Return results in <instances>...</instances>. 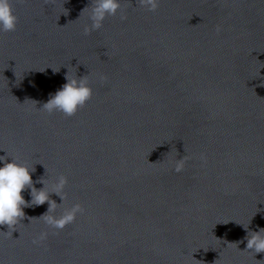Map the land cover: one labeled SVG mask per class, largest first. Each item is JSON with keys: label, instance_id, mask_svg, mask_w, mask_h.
I'll return each mask as SVG.
<instances>
[{"label": "water", "instance_id": "1", "mask_svg": "<svg viewBox=\"0 0 264 264\" xmlns=\"http://www.w3.org/2000/svg\"><path fill=\"white\" fill-rule=\"evenodd\" d=\"M11 3L0 156L66 177L54 214L83 211L57 230L47 202L25 208L0 225V264H264L244 251L264 229V0H120L98 30L95 0ZM67 72L91 99L43 110Z\"/></svg>", "mask_w": 264, "mask_h": 264}, {"label": "clouds", "instance_id": "2", "mask_svg": "<svg viewBox=\"0 0 264 264\" xmlns=\"http://www.w3.org/2000/svg\"><path fill=\"white\" fill-rule=\"evenodd\" d=\"M142 3L149 11H155L158 7V0H142ZM120 12V0H95L90 13L91 30L100 29L107 17L116 16ZM121 19H125L122 14ZM17 24L18 17L13 11L11 0H0V32H14ZM89 30L86 27L85 34ZM100 79L105 78L101 76ZM65 80L64 85L54 94H50L48 101L42 106L43 110L72 116L91 99L92 88L89 87L85 76L70 78L67 72ZM0 165H2L0 166V225H7L8 230L14 229L25 219V208L44 205L46 202L49 205L48 211L42 217L45 218L48 226L57 230H62L66 225L74 222L77 214L83 211L79 204H74L64 209L61 214H54L59 205L50 199V194L54 193L61 197L60 194L64 192L68 183L66 177L59 176L49 186L42 179L34 182L32 174L35 168L15 159L10 158L9 162L7 156H0ZM35 183H41L43 187L37 189L34 186ZM26 190H30L31 199L29 201H26L22 195V192ZM61 199L63 200L62 197ZM43 238L42 234L41 239ZM245 240L247 243L244 251L254 252L255 255L264 253V229L258 232L249 231Z\"/></svg>", "mask_w": 264, "mask_h": 264}]
</instances>
